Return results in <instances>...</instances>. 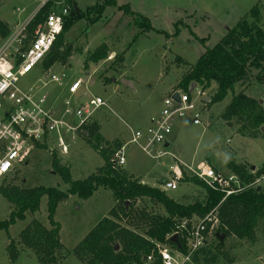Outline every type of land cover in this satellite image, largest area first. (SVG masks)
Returning <instances> with one entry per match:
<instances>
[{"label": "rangeland", "instance_id": "1", "mask_svg": "<svg viewBox=\"0 0 264 264\" xmlns=\"http://www.w3.org/2000/svg\"><path fill=\"white\" fill-rule=\"evenodd\" d=\"M47 1L0 0V17L13 30L31 18ZM59 2L56 3L58 10L69 6L71 11L74 4ZM73 2H77L84 9L95 0ZM117 2L119 6L130 5L134 11L149 18L154 30L134 41L140 29L119 10H111L108 22L103 20L91 24L87 20H81L64 36L66 47L71 54L69 58L50 69H45L42 62L18 83V87L24 92L33 89L37 97L46 96L47 106L57 112L64 109L65 99L71 98L73 107L76 108L89 104L95 96L102 97L106 105L97 109L86 124V128L89 130L96 125L104 139L103 145L108 143L112 150L127 145L132 133L147 126L149 117L160 110L166 95L172 89L186 91L179 86L183 76L197 63L207 47L218 44L257 4L261 7L264 28V0H117ZM3 40L0 38V44ZM104 44L109 47L107 59L98 63L90 62V56ZM251 73L250 78L244 83L237 84L234 92L230 91L222 102L210 103V97L216 93V84L204 91V96L209 98L206 105L196 91H188L193 100H196V106L176 122L174 132L170 136V151L186 164L196 166L206 163L220 173H232L228 165L233 161L246 165L253 175L260 169L264 171V133L258 138L243 136L239 132L240 124L236 120L228 122L222 117L234 94L240 92H245L258 100L264 107V81L257 79V71ZM48 74L63 76L64 86L53 82ZM124 79L131 84L125 85ZM76 80L82 81V87L76 95H70L69 87ZM196 113H200L203 125L193 123L192 118ZM78 134L68 153H62L58 147L57 137L53 136L43 144L44 147L36 146L23 163L18 164L12 173L0 180L6 185L15 184L22 188L45 186L67 190L69 185L59 173L54 172L52 164L54 153L63 165L70 168L75 180L85 179L97 173L105 161L88 143L89 135ZM69 141L70 137L67 136V142ZM127 157V163L130 162L128 167L141 175L146 173L144 179L154 186L173 177L169 171L178 164L171 156L155 161L136 144H128ZM186 175L191 177L192 172L187 171ZM250 184L251 187H264V175ZM168 194L184 203L202 201L205 197L202 186L186 180L181 181L178 188L170 190ZM66 201L59 205L56 220L62 225L61 238L68 249L81 242L93 224L102 220L117 204L112 191L104 188L100 189L98 196L88 202L79 197H72L69 202ZM139 208L158 213L162 209L152 201L142 202ZM9 209V201L0 194V223L9 218ZM216 216L215 213L213 228H210L203 248L201 247L198 255L195 258L193 256L186 264H264V216L259 220L255 242L225 235L222 246L217 237L220 220ZM33 220L50 227L46 196L43 197L37 213L28 214L25 220L17 221L8 230L0 229V264L8 263L9 238L19 241L20 233ZM17 247L19 251L22 250L18 242ZM18 263L41 264L32 249H23ZM61 264L84 263L71 253Z\"/></svg>", "mask_w": 264, "mask_h": 264}, {"label": "trees", "instance_id": "2", "mask_svg": "<svg viewBox=\"0 0 264 264\" xmlns=\"http://www.w3.org/2000/svg\"><path fill=\"white\" fill-rule=\"evenodd\" d=\"M59 1H65L69 5L74 4L69 14L65 16L62 33L43 60L45 69H50L69 58L71 54L66 47L64 36L81 20H87L91 24L103 20L108 22L111 10H119L140 29L134 41L154 30L149 18L134 11L130 5L119 6L117 0H95L84 9L73 0H48L29 23L30 35L34 34L39 24L47 20L51 12L59 11L56 7ZM10 33L11 29L0 17V38L6 39ZM108 55L109 47L104 44L90 56L89 60L98 63L106 60ZM253 71H257L259 81H264V28L261 7L258 4L250 10L247 17L230 29L218 44L207 47L197 63L183 76L179 86L188 92L194 82L201 86L203 91L216 84V93L210 97V103H218L222 102L230 91L234 92L237 84L247 81ZM222 117L228 122L236 120L240 124L239 132L243 136L258 138L264 133L262 130L264 107L245 92L234 94ZM87 131L88 143L101 154L105 164L97 173L85 179L75 180L70 168L63 165L54 153L52 163L54 172L59 173L69 185L67 190L45 186L22 188L15 184L6 185L0 180V194L12 206L9 218L0 223V229L8 230L17 221L25 220L28 214L37 213L43 197L48 198L50 227L33 220L19 236V242L32 249L41 264H61L71 253H74L84 264H144L147 257L152 254L154 260L151 264H163L162 257L156 250V244H165L186 253V239L180 237L179 242L176 243L168 238L169 235L182 219L203 218L214 209H216L214 212L217 214L216 218L220 220L217 229L219 232L239 240L255 242L259 220L264 216V187H251L250 183L263 176V170L260 169L256 175H253L246 165L231 162L228 166L232 173L237 174L244 183L249 184V187L225 200H223L224 194L219 190L209 187L196 176L186 175L184 180L204 188L205 197L202 201L184 203L171 198L157 187L143 183L123 167L116 166L113 163V156L119 148L112 150L108 143L103 145L104 139L96 125ZM36 146L44 147L39 143ZM101 188L112 191L117 202L116 206L72 252L66 250L61 241V223L56 220L59 205L72 195L88 200ZM144 198L162 206L165 213L150 212L137 207L136 202ZM124 220L126 225L122 223ZM211 224L208 225L209 229ZM10 240L7 250L11 260L16 261L19 255L17 240L11 237ZM117 245H119L118 249H116ZM220 245L222 246L223 243L221 242Z\"/></svg>", "mask_w": 264, "mask_h": 264}, {"label": "built area", "instance_id": "3", "mask_svg": "<svg viewBox=\"0 0 264 264\" xmlns=\"http://www.w3.org/2000/svg\"><path fill=\"white\" fill-rule=\"evenodd\" d=\"M37 13L24 23L11 30L10 35L0 44V178L12 173L18 164L30 156L37 143L45 144L53 136L57 137L58 147L66 154L78 133L88 135L86 124L98 108L106 105L100 96L93 97L89 104L73 107L72 99L64 100V109L57 112L47 106V97H37L33 89L28 92L18 87L20 79L32 69L40 65L51 51L58 36L62 33L65 16L69 14V6L49 14L47 20L37 26L33 35L28 32V25ZM53 82L64 86L63 76L48 74ZM82 81L76 80L69 87L70 95H76L82 87ZM196 91L207 101L205 92L197 84ZM179 95L176 99L175 95ZM205 97V98H204ZM203 101V102H204ZM196 100L191 93L180 89H172L165 97L160 110L152 115L146 127L132 133L128 144H136L144 153L155 161L171 156L178 164L170 171L173 177L165 179L160 188L163 191L176 190L185 178V172L191 171L209 187L224 194V199L240 193L249 185L234 173L217 172L206 163L191 166L170 151V136L175 124L194 109ZM195 125H203L200 113L192 118ZM67 136L70 141L67 142ZM127 145L117 149L113 163L118 167L127 164ZM174 161V160H173ZM184 167V168H183ZM214 209L203 218L182 219L169 235L172 238L186 239V253L174 250L165 244H156V250L162 257L163 264H186L206 243L210 229L209 223L214 221ZM210 228H213L211 224ZM153 255L147 257L148 262L154 260ZM176 257H175V256Z\"/></svg>", "mask_w": 264, "mask_h": 264}, {"label": "crops", "instance_id": "4", "mask_svg": "<svg viewBox=\"0 0 264 264\" xmlns=\"http://www.w3.org/2000/svg\"><path fill=\"white\" fill-rule=\"evenodd\" d=\"M41 7V6H40ZM40 7L37 9V11L40 9ZM37 11H36V13H37ZM5 22V21H4ZM206 100H207V103H208V100H209V98H206ZM151 117V116H150ZM150 117H149V119H150ZM149 119H148V121H147V124H148V122H149ZM173 132H174V130H173ZM75 142V141H74ZM74 142H72V144L74 143ZM178 156V155H177ZM179 157V156H178ZM180 158V157H179ZM181 160V159H180ZM173 161V160H172ZM184 162V161H183ZM130 163V162H129ZM129 163H127L126 165V167H124V169L126 170V171H128L130 174H132V175H137V176H135L136 178H138V179H140L143 183H145V184H148V185H150L149 183H148V181H146L145 179H144V176H146V173L144 174V175H141V174H139L138 172H134L131 168H129L128 166H129ZM105 164V163H104ZM176 167V165H174L170 170L172 171L174 168ZM253 167H255V166H253ZM170 172V171H169ZM168 172V173H169ZM147 173H149V172H147ZM167 173V174H168ZM163 182V181H162ZM161 182V183H162ZM150 186H154V185H150ZM154 187H157V188H159V189H161L160 188V185H157V186H154ZM100 192V189L97 191V192H95V194L91 197V198H89L88 200H83L84 202H88V201H90V200H92L95 196H98V193ZM167 194L170 192V190L169 191H165ZM169 195V194H168ZM170 196V195H169ZM72 197H78V196H76V195H72V196H70V198H69V200L68 201H66V202H69L71 199H72ZM171 197V196H170ZM171 198H173V197H171ZM174 199V198H173ZM176 200V199H175ZM144 201H150L149 199H146V198H144L143 200L142 199H139L138 200V202L136 203V206L137 207H139V204H141L142 202H144ZM178 201V200H177ZM151 202V201H150ZM183 202V201H182ZM162 209L160 210V213L161 214H164L165 213V210H164V208L162 207V206H160ZM151 209V208H150ZM10 213H11V210H12V206H11V204H10ZM110 211H111V209H110ZM109 211V212H110ZM107 216H109V213H108V215H105L104 216V218L105 217H107ZM101 221V220H100ZM100 221H98V222H95L93 225V227L89 230V232L100 222ZM126 220H124V222H125ZM61 230H62V225H61ZM88 232V233H89ZM87 233V234H88ZM60 235H61V233H60ZM86 237V236H85ZM84 237V238H85ZM83 238V239H84ZM179 239V238H178ZM9 240H10V238H9ZM16 240V239H15ZM19 240V239H18ZM61 241H62V238H61ZM10 242H11V240L9 241V244H10ZM18 242V246H21V249L22 250H20L19 251V255H18V258H17V260L16 261H12L11 260V257H10V254H9V252H8V257H9V259H8V263L7 264H19L18 263V261H19V257H20V253H21V251H23V249H27V250H30L29 248H25V247H22V245H21V243L19 242V241H17ZM20 243V244H19ZM62 243H63V241H62ZM9 244H8V246H9ZM63 245H64V247H65V249L66 250H69L70 252H72L73 250H74V248L78 245H75L72 249H68L67 247H66V245L63 243ZM8 246H7V248H8ZM174 250H176L175 248H173ZM19 250V249H18ZM178 250V249H177ZM8 251V250H7ZM181 252V251H180ZM69 256H70V254L65 258V259H63V261L62 262H64V261H66L67 260V258H69ZM61 262V263H62ZM147 263H152V262H148L147 261V259H146V262L144 263V264H147Z\"/></svg>", "mask_w": 264, "mask_h": 264}, {"label": "water", "instance_id": "5", "mask_svg": "<svg viewBox=\"0 0 264 264\" xmlns=\"http://www.w3.org/2000/svg\"><path fill=\"white\" fill-rule=\"evenodd\" d=\"M45 3H46V2H45ZM41 8H42V7H40V9H41ZM40 9H39V10H40ZM39 10H38V11H39ZM38 11H37V12H38ZM123 83H124L125 85L131 84L129 81H127V80H125V79L123 80ZM196 86H197V83H195V82L192 83L191 86H190V88H189V91H190V92H193V90H194V88H195ZM175 97H176V99H179V95L176 94ZM262 130H264V128H262ZM128 203H129V201H127V204H128ZM225 235H226L225 233H221V232H219V233L217 234V237L220 239L221 242H224V237H225ZM171 240H172L173 242H176V243L179 242V240H178V236H177V235H174V236L171 238ZM118 248H119V245L116 246V249H118Z\"/></svg>", "mask_w": 264, "mask_h": 264}]
</instances>
